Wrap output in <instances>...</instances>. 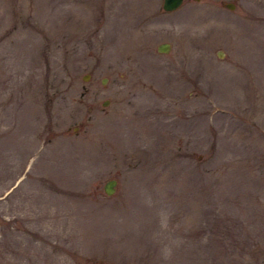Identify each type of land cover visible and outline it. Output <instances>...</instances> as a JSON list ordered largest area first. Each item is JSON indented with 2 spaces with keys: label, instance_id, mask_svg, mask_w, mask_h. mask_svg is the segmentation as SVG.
<instances>
[{
  "label": "rangeland",
  "instance_id": "1",
  "mask_svg": "<svg viewBox=\"0 0 264 264\" xmlns=\"http://www.w3.org/2000/svg\"><path fill=\"white\" fill-rule=\"evenodd\" d=\"M161 5L0 0V264H264V0Z\"/></svg>",
  "mask_w": 264,
  "mask_h": 264
},
{
  "label": "water",
  "instance_id": "2",
  "mask_svg": "<svg viewBox=\"0 0 264 264\" xmlns=\"http://www.w3.org/2000/svg\"><path fill=\"white\" fill-rule=\"evenodd\" d=\"M183 2V0H162V7L165 10H174L177 7H179L181 5V3ZM226 6L229 8H232L234 6V4L232 2H227ZM170 48V43L168 41H162L157 45V50L158 51H162V52H167ZM219 54H221L220 50L218 51ZM89 76L88 73L84 74L83 78H87ZM105 78H103L102 80L104 81ZM107 102V100H106ZM104 102V104L106 103ZM116 185H117V179L114 177L108 178L105 180V182L103 183V190L106 194H112L115 189H116Z\"/></svg>",
  "mask_w": 264,
  "mask_h": 264
},
{
  "label": "flooded vegetation",
  "instance_id": "3",
  "mask_svg": "<svg viewBox=\"0 0 264 264\" xmlns=\"http://www.w3.org/2000/svg\"><path fill=\"white\" fill-rule=\"evenodd\" d=\"M162 9H163V7H162ZM163 10H165V9H163ZM166 11H168V10H166Z\"/></svg>",
  "mask_w": 264,
  "mask_h": 264
}]
</instances>
